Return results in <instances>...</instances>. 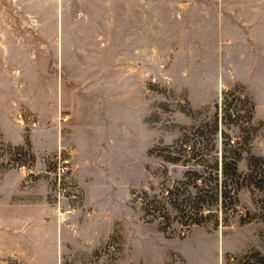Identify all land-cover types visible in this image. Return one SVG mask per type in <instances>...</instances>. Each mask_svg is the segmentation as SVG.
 <instances>
[{"label": "rangeland", "instance_id": "1", "mask_svg": "<svg viewBox=\"0 0 264 264\" xmlns=\"http://www.w3.org/2000/svg\"><path fill=\"white\" fill-rule=\"evenodd\" d=\"M224 93L237 119H223ZM217 116L219 172L220 130L233 148L249 138L247 172L264 158V0H0V264L264 254L261 193L190 228L144 214L145 190L194 166L157 154L206 123L211 141Z\"/></svg>", "mask_w": 264, "mask_h": 264}, {"label": "trees", "instance_id": "2", "mask_svg": "<svg viewBox=\"0 0 264 264\" xmlns=\"http://www.w3.org/2000/svg\"><path fill=\"white\" fill-rule=\"evenodd\" d=\"M230 94H223L224 120L239 117L235 110H231L234 101L228 103L226 99ZM241 103L247 104V100H242ZM208 126L210 124L206 123L204 127L193 128L192 131L185 132L175 145L165 147L157 154L164 161L173 164L193 161V167H195L187 169L183 177L175 180L172 185L162 183L153 196L146 190L143 192L145 216L159 214L158 217L162 218L161 224L165 226L163 229L170 227L172 212H175L178 222L182 226L190 228L193 225L204 224L212 216L216 217L217 214H214V210L219 204L222 209H226V212L229 209L235 210L237 203L240 202L238 194L242 190L263 195L261 200L257 201L261 214L254 215L264 222V158L250 155L247 159V172H242L239 162L242 159L244 147L249 143V138H241L237 143L235 142L238 147L233 148L234 146H230L229 141H226L228 138L226 131L220 130L222 142L221 170L219 172V159L216 155L218 153V116L211 126L210 132L213 136L211 141L206 135L205 129ZM205 137L206 143L203 141ZM213 151L216 153L215 155H212ZM153 152L155 151L153 150ZM209 158L213 162H210ZM197 167L200 169H196ZM219 174L222 179L220 184ZM205 212L208 213L205 214ZM245 215L246 217L242 218V223H248L247 218L253 219L250 211H247ZM243 264H264V254L259 250H253L245 257Z\"/></svg>", "mask_w": 264, "mask_h": 264}, {"label": "built area", "instance_id": "3", "mask_svg": "<svg viewBox=\"0 0 264 264\" xmlns=\"http://www.w3.org/2000/svg\"><path fill=\"white\" fill-rule=\"evenodd\" d=\"M62 162L63 163L61 164V167H59V170H58L59 179H61L62 175H67L70 172V159L64 158Z\"/></svg>", "mask_w": 264, "mask_h": 264}]
</instances>
